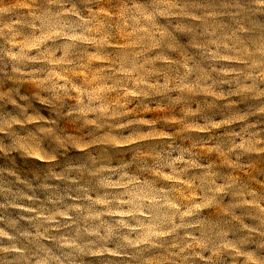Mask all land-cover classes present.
Here are the masks:
<instances>
[{
	"label": "clouds",
	"instance_id": "clouds-1",
	"mask_svg": "<svg viewBox=\"0 0 264 264\" xmlns=\"http://www.w3.org/2000/svg\"><path fill=\"white\" fill-rule=\"evenodd\" d=\"M0 264H264V0H0Z\"/></svg>",
	"mask_w": 264,
	"mask_h": 264
}]
</instances>
